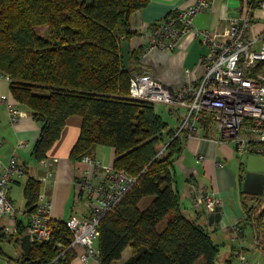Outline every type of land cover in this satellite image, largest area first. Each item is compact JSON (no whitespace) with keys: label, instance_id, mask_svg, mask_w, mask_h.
<instances>
[{"label":"trees","instance_id":"16d2710c","mask_svg":"<svg viewBox=\"0 0 264 264\" xmlns=\"http://www.w3.org/2000/svg\"><path fill=\"white\" fill-rule=\"evenodd\" d=\"M149 1L0 0V73L9 77L15 101L41 125L32 151L37 161L48 156L68 119L77 115L82 126L70 160L94 156L98 146L110 147L114 167L136 178L99 224V264H117L128 247L132 254L121 264H215L220 248L212 231L185 215L174 187V165L186 133H178V125L163 117L157 103L129 96L136 72L131 63H139L147 46L130 51L128 66L121 47L137 34L130 27L131 15ZM260 71L264 77V62L255 74ZM209 125L207 133L212 132ZM240 172L242 187L243 164ZM39 191L40 182L30 177L24 187L25 214L37 209ZM240 194L241 227L253 228L264 251V195L253 196L255 203L248 204V195ZM149 196L151 204L139 208ZM50 226V241L33 243L22 264H71L76 258L66 221L53 219ZM1 232L4 239L15 237ZM16 234V241L26 234L22 221Z\"/></svg>","mask_w":264,"mask_h":264},{"label":"built area","instance_id":"2783aa9c","mask_svg":"<svg viewBox=\"0 0 264 264\" xmlns=\"http://www.w3.org/2000/svg\"><path fill=\"white\" fill-rule=\"evenodd\" d=\"M215 2L197 0L193 5L157 22L146 45L147 50H173L186 34L193 33L208 50L201 61L202 75L198 81L173 88L157 81L149 73L136 71L131 78L129 96L184 109L180 131H185L187 137L204 129L207 122L217 142H234L238 144L240 153L264 155V77L261 71L255 74L259 63L264 62V44L257 45L260 37L249 35L251 7L247 12L240 8L235 13L226 11L227 27L222 33L209 29L195 30L194 18ZM257 5L264 10V0H257ZM2 100L7 104L12 122H15L21 115L20 108L6 96ZM80 162L88 165L77 180L81 197L88 204V213L85 216L74 214L66 221L71 233L69 248L82 250L77 255L80 264H99L96 250L99 224L136 178L94 156H84ZM42 163L47 167L52 164L49 159H44ZM25 174L26 168L19 165L14 157L6 164L0 158V219L13 218L18 213L10 194V183ZM51 178L52 173L47 172L41 180ZM194 202L204 205L209 213L223 205L222 199L207 186L200 189ZM52 208V201L40 194L37 209L28 215L26 225V233L32 243L50 241ZM232 228L239 239L238 249L235 250L239 264H264L259 260L252 261L247 254L240 224L236 223ZM15 231V225L5 228L7 235H14Z\"/></svg>","mask_w":264,"mask_h":264},{"label":"crops","instance_id":"0c3cea01","mask_svg":"<svg viewBox=\"0 0 264 264\" xmlns=\"http://www.w3.org/2000/svg\"><path fill=\"white\" fill-rule=\"evenodd\" d=\"M232 1H236L237 5L232 7ZM252 1L254 0H216L212 7L194 18V29H209L222 33L227 27L226 11L235 13L240 8L243 12H247V9L251 7L252 24L249 35L254 38L260 37L257 45L264 44V10L258 5L253 8ZM196 2L197 0H150L145 7L135 11L129 19L131 29L137 32L129 41L130 50L135 51L148 44L153 25L157 22ZM207 51V46L193 33H189L175 49H148L141 56L138 64L135 62L131 64L136 65L140 71L149 73L166 86L183 87L197 82L201 77V61ZM4 96L16 102L11 93L10 79L2 74L0 76V158L6 164L14 157L19 165L26 168V174L21 178L13 179L10 183L11 192L15 187L19 190L22 189L24 210L17 209L18 213L13 218L0 219L1 233H5L7 226L15 225L14 236L17 238L18 221H22L26 227L28 214H25L24 187L30 177H34L40 182L38 198L40 194H44L52 201V220L67 221L74 214L87 215L88 204L81 197L77 180L84 174L88 165L80 161L72 162L69 157L80 135L82 118L74 115L68 119L60 139L49 150L48 156L45 158L52 163L47 167L42 163L44 159L37 161L32 154L41 131L40 123L33 117L29 108L17 102L21 115L15 122H12L7 104L2 100ZM173 108H162V115L167 114L170 117L174 112H178L180 116H183L185 113L184 109ZM177 109L178 111H175ZM176 119V117L173 118L174 122ZM20 144L22 145L20 146ZM235 145L234 142H217L213 131L207 133L205 128L199 129L194 135L187 137L183 153L174 165V187L181 195L185 206L184 213L188 218L198 219L202 225L207 226L212 231V237L214 230H216L215 234L217 230L220 233L224 232L225 238L230 239L233 244L231 248L233 257L236 256L235 250L238 249L239 239L232 226L236 223L240 226L244 225L243 203L239 198L242 191L239 176L241 164L244 165L242 160L246 155L237 151ZM94 157L104 163L113 164L115 151L110 147L98 146ZM47 172L52 173V178L42 181L41 178ZM203 186H207L211 192L222 199L223 205L220 210L223 216L220 222H210L209 215L212 212H207L204 205L194 206L193 204L194 198ZM11 197L15 203L16 200L12 194ZM249 198L253 199V196L248 195L247 201ZM242 232L245 238L246 252L250 259L264 262V251L257 246L254 231L252 237L246 236L245 228L242 229ZM15 237L8 240L10 247L12 243L14 245H12L13 248L9 247L7 250L3 247V242L7 239L0 237V249L5 253V255L0 253V264H22L25 259L20 240L16 241ZM81 251L79 248L76 254L78 255V252ZM131 254V248H126L122 259L117 264L127 260ZM71 264H80V259L76 256Z\"/></svg>","mask_w":264,"mask_h":264},{"label":"water","instance_id":"95a60500","mask_svg":"<svg viewBox=\"0 0 264 264\" xmlns=\"http://www.w3.org/2000/svg\"><path fill=\"white\" fill-rule=\"evenodd\" d=\"M122 54L124 59V64L129 65L130 59V43L124 42L122 44ZM236 150L238 149V144L235 145ZM245 154V153H244ZM244 163V176L242 182V192L246 195L251 196H263L264 195V155L254 154L252 152L246 154L243 158ZM223 214L219 207L215 209L209 215L210 222H220ZM20 244L22 250L25 254V259L29 258V254L32 248V241L29 234H25L20 239Z\"/></svg>","mask_w":264,"mask_h":264},{"label":"rangeland","instance_id":"374dc122","mask_svg":"<svg viewBox=\"0 0 264 264\" xmlns=\"http://www.w3.org/2000/svg\"><path fill=\"white\" fill-rule=\"evenodd\" d=\"M232 2H233L232 7H234L235 5H237V2L236 1H232ZM42 31H44V29H42ZM43 35H46V33H44ZM136 71L140 72V70H139L138 67H136ZM168 107H170V106H168ZM168 107H166V106L164 107V105H162V104H157L156 105V108H157V110L159 112L162 111V108L168 109ZM171 108H173V107H171ZM173 109H175V108H173ZM175 111H178V109L175 110ZM164 112H166V110H164ZM163 117L169 123H171L172 125L174 123L177 124L178 125V133H179L180 128H181V125H182V122H183V116H180L178 114V112H174V114L171 115L170 117L167 114H164ZM174 117L177 118L175 122L173 120ZM182 132L185 133V131H182ZM105 164H110V163H105ZM11 194L13 195L14 199L16 200L15 201V205H16L17 209L18 210L21 209L23 211L24 210V206H23V202H22V200H23L22 189L19 190V189H17L15 187L13 189V191L11 192ZM239 198H241V194H240ZM152 199H153V197H151V196L145 197L144 199H142V201L138 205L139 208L145 209L146 207H148L151 204ZM254 203H255V199L253 200V199H250L249 198L248 204H254ZM193 204H194V206H201V205H198L196 202H194ZM215 231L216 230H214V232H213L214 234H215ZM245 233H246V236L252 237V235H253V228L251 226L245 227ZM214 234H213L214 241L216 242V244L219 245V248H220L219 253H218L217 257H216L215 264H230V263L231 264H238L237 257L236 256L233 257L232 252H231V248H232V245H233L232 242H231V240L225 238V235H224L225 233L224 232L220 233L217 230V232L215 234L216 236ZM9 243H10V241H8V239L3 242V247L6 250L9 249V247H10L9 246ZM12 245H14V243H12ZM12 245H11L10 248H13Z\"/></svg>","mask_w":264,"mask_h":264}]
</instances>
